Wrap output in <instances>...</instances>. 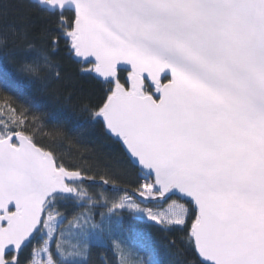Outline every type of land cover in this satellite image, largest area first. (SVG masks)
Returning <instances> with one entry per match:
<instances>
[{
  "label": "water",
  "instance_id": "1",
  "mask_svg": "<svg viewBox=\"0 0 264 264\" xmlns=\"http://www.w3.org/2000/svg\"><path fill=\"white\" fill-rule=\"evenodd\" d=\"M31 2L72 11L74 60L114 83L99 118L158 192L133 194L191 201L204 264H264V0ZM82 182L99 183L23 133L0 137V264H18L49 201Z\"/></svg>",
  "mask_w": 264,
  "mask_h": 264
},
{
  "label": "trees",
  "instance_id": "2",
  "mask_svg": "<svg viewBox=\"0 0 264 264\" xmlns=\"http://www.w3.org/2000/svg\"><path fill=\"white\" fill-rule=\"evenodd\" d=\"M74 21L70 10L50 12L31 0H0V137L23 133L52 153L59 167L99 182L72 184L92 197L88 204L57 197L51 209L61 220L55 264H204L192 238L198 211L191 201L171 196L142 202L133 194L155 198L158 192L142 190L147 176L99 118L114 83L97 79L92 64L74 60ZM128 77L120 70L118 82L129 88ZM144 91L156 95L148 83ZM124 196L152 208L179 201L186 208L184 222L166 226L139 218L116 207ZM38 234L18 264L30 262L32 250L41 245Z\"/></svg>",
  "mask_w": 264,
  "mask_h": 264
},
{
  "label": "rangeland",
  "instance_id": "3",
  "mask_svg": "<svg viewBox=\"0 0 264 264\" xmlns=\"http://www.w3.org/2000/svg\"><path fill=\"white\" fill-rule=\"evenodd\" d=\"M142 190L145 192H152L154 188V182L150 177H147L142 182ZM73 198L78 204H88L92 201V197L81 189H74ZM57 197L51 199L45 210L44 222L41 230L37 235L36 242H40L41 245L32 250V256L28 264H55L54 250H58L59 246L54 244L59 241L58 227L61 220L52 212V208L56 204ZM117 208L127 209L134 213L139 218L149 219L153 222L161 223L166 226L172 224H182L186 216V208L181 202L172 200L164 206H158L156 208L142 205L132 197L124 196L121 201L116 204Z\"/></svg>",
  "mask_w": 264,
  "mask_h": 264
},
{
  "label": "flooded vegetation",
  "instance_id": "4",
  "mask_svg": "<svg viewBox=\"0 0 264 264\" xmlns=\"http://www.w3.org/2000/svg\"><path fill=\"white\" fill-rule=\"evenodd\" d=\"M13 257V255L12 254H10L9 256H8V259H11Z\"/></svg>",
  "mask_w": 264,
  "mask_h": 264
}]
</instances>
